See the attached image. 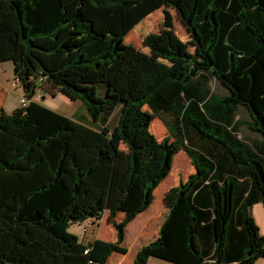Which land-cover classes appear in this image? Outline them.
Listing matches in <instances>:
<instances>
[{
    "label": "trees",
    "instance_id": "obj_1",
    "mask_svg": "<svg viewBox=\"0 0 264 264\" xmlns=\"http://www.w3.org/2000/svg\"><path fill=\"white\" fill-rule=\"evenodd\" d=\"M161 8L164 26L145 40L154 61L168 66L150 76L149 56L127 37ZM172 9L188 42L175 33ZM6 11L13 18L1 24ZM8 54L27 105L0 110V263L41 264L23 256L37 239L76 264L126 253L125 226L149 206L179 147L195 171L181 179L158 236L140 247L135 264L264 258L252 214L253 204L264 205V142L255 150L245 131L264 139V0H0V59ZM138 56L147 74L130 78ZM213 79L228 92L216 94ZM37 88L82 100L103 125L36 100ZM154 118L168 130L163 140L151 129ZM107 210L116 241L86 243L69 231Z\"/></svg>",
    "mask_w": 264,
    "mask_h": 264
},
{
    "label": "rangeland",
    "instance_id": "obj_2",
    "mask_svg": "<svg viewBox=\"0 0 264 264\" xmlns=\"http://www.w3.org/2000/svg\"><path fill=\"white\" fill-rule=\"evenodd\" d=\"M172 11H173V14L175 15V25H174L175 33H177V35L181 39L188 42L190 36H189V32L187 28L183 25L182 21L178 18L176 12L173 9ZM12 18H13L12 12L10 11L4 12L1 16V20H3L1 24L7 23L8 21L12 20ZM163 26H164V14H163V8H161L155 11L152 15H150L144 21H142V23H140L136 28H134L128 34V37H127V42H131L137 47V50L140 56L141 55L149 56L150 59L148 63H146L145 65H146V68H150L148 70V72L151 71V73L149 74L150 76L158 74L159 72L163 71L168 66V63H165L161 59L157 58L154 61V57H152L150 48L148 47L146 40H145L146 37L150 33H155V32H159L160 30H162ZM3 49H5V47ZM140 63H141V58L138 56L133 61L134 69H132L131 72H130V69L132 67L129 69L128 75L130 74L132 76L130 78L137 76V74H140V75L147 74V73L142 72L143 69H140V66H139ZM152 67L153 69L151 70ZM214 81H215L214 79L211 80L210 86L211 88L216 90L215 91L216 94H218L219 96H222L226 92H228V90L223 88L222 86L216 87V82ZM0 82L3 83L4 90H5V96L2 101V108L5 110L6 113H11L13 112V110H15L21 105V100L22 98H24L25 92L23 93L22 83L15 75L14 63L11 58V55L9 54L3 56L0 59ZM37 89H38V92L41 91V89L39 88ZM45 103L47 104V106L53 108L54 110L66 116L72 117L76 121L85 123L92 127L98 128L97 126L101 123L99 119H96L90 113V110L87 108V106L82 100H71L60 92L56 96H52V95L47 96V98L45 99ZM116 111L111 116V122L113 124L116 123V120H117L118 111L117 112ZM151 129L153 133L159 139H162L165 135H167V132H168V130L166 129V126L159 118L153 119L151 123ZM183 153H186V152L181 150L176 153L175 160L177 161V164L182 159L184 155ZM179 174H181L182 176L184 175L183 171H180ZM122 217H123L122 214L118 215V220L121 219ZM85 221L73 223L69 231L77 234L86 243L88 242V240H91V241L95 240L94 235H98L99 233L102 239H105V240L116 239V236H114V232L116 234V230L113 224L103 222V221H101L98 225L92 223L93 230H91L90 228L89 229L86 228L87 223ZM140 222H142L141 219H140ZM132 243L137 244L139 243V240L137 239L135 235V229L128 228L127 235H126V245L131 246ZM151 261L152 262L150 264H169V262L162 260L160 258H155V257H153Z\"/></svg>",
    "mask_w": 264,
    "mask_h": 264
},
{
    "label": "crops",
    "instance_id": "obj_3",
    "mask_svg": "<svg viewBox=\"0 0 264 264\" xmlns=\"http://www.w3.org/2000/svg\"><path fill=\"white\" fill-rule=\"evenodd\" d=\"M23 93H24V90H23ZM4 96H5L4 85L3 83L0 82V110L2 109V101H3ZM47 96L48 95H43L42 90L38 92V89H37L35 99L46 104L45 99L47 98ZM240 110L241 112L244 113V115L249 116L248 111L244 107H242ZM102 125L103 124L101 121V123L97 127H101ZM245 131L247 135L251 134V137L253 139L250 145L253 146L255 150L257 149L258 151H260L261 150L260 146L264 142L262 135L256 131H251L249 129H245ZM164 137L162 139H159L158 137L157 138L159 140H163ZM181 150L183 149L179 147L174 152L172 160H171L172 165L170 166V170L168 174L151 190L152 198H151L149 206L145 210L137 214L125 226V237H124L122 244L127 248V252L126 253L116 252V251L112 252L106 264H135V256L138 250L140 249V247L144 245L145 243L150 242L151 240L155 239L158 236L159 228L162 222L164 221V219L166 218L169 208L178 191L181 179L186 180L188 176L192 172L195 171L191 158L187 152L183 153L184 155L182 159L177 164V161L175 160L176 158L175 155L178 151H181ZM180 171H183L184 173L183 176L179 174ZM252 214L255 217L256 222L259 224L261 228V232L264 233V205L262 202H257L253 204ZM122 216L124 217V214H122ZM123 217L118 220V216H117L116 220L120 222L123 219ZM140 219L142 220V222H140ZM101 221L113 224L116 230L114 220L111 219V217L109 216L108 210L103 213L102 218L98 221L97 219L93 217H90L89 219H87L85 221L87 223L86 228L87 229L90 228L91 230H93L92 225L93 224L98 225ZM128 228L135 229V235L137 239L139 240V243L137 244L132 243L131 246L126 245V235H127ZM117 235L118 234L116 230V234L114 232V236H116V239L107 240V241H116ZM94 236H95V239L101 238L100 233ZM89 241L91 240H88V242ZM23 256L26 258L34 259L41 264H58L60 261L76 264L74 261L68 259L67 255L64 252H60L54 249H48L45 244V241L44 240L41 241V239L32 240L31 244L27 245L23 249ZM151 259L152 258H150L149 260V264L152 262ZM254 264H264V258H259Z\"/></svg>",
    "mask_w": 264,
    "mask_h": 264
},
{
    "label": "built area",
    "instance_id": "obj_4",
    "mask_svg": "<svg viewBox=\"0 0 264 264\" xmlns=\"http://www.w3.org/2000/svg\"><path fill=\"white\" fill-rule=\"evenodd\" d=\"M27 105V100L25 98H22L21 100V106H26ZM85 252L87 253L88 252V249L85 250Z\"/></svg>",
    "mask_w": 264,
    "mask_h": 264
},
{
    "label": "clouds",
    "instance_id": "obj_5",
    "mask_svg": "<svg viewBox=\"0 0 264 264\" xmlns=\"http://www.w3.org/2000/svg\"><path fill=\"white\" fill-rule=\"evenodd\" d=\"M21 106V105H20Z\"/></svg>",
    "mask_w": 264,
    "mask_h": 264
}]
</instances>
